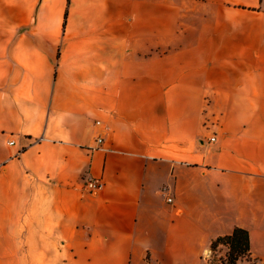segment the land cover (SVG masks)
I'll list each match as a JSON object with an SVG mask.
<instances>
[{"label": "crops", "instance_id": "obj_1", "mask_svg": "<svg viewBox=\"0 0 264 264\" xmlns=\"http://www.w3.org/2000/svg\"><path fill=\"white\" fill-rule=\"evenodd\" d=\"M235 227L264 264V0H0V264H207Z\"/></svg>", "mask_w": 264, "mask_h": 264}, {"label": "trees", "instance_id": "obj_2", "mask_svg": "<svg viewBox=\"0 0 264 264\" xmlns=\"http://www.w3.org/2000/svg\"><path fill=\"white\" fill-rule=\"evenodd\" d=\"M209 252L207 264H260L252 254L249 231L241 227L212 240Z\"/></svg>", "mask_w": 264, "mask_h": 264}, {"label": "built area", "instance_id": "obj_3", "mask_svg": "<svg viewBox=\"0 0 264 264\" xmlns=\"http://www.w3.org/2000/svg\"><path fill=\"white\" fill-rule=\"evenodd\" d=\"M212 140H215V139L213 138ZM102 187H103V182L102 181H99V180H96V179H93V178L86 179V189H87V191L89 193L93 194V193L99 191ZM163 193L166 194L167 201L169 203H172L173 200H172V197L169 196L167 188L163 189Z\"/></svg>", "mask_w": 264, "mask_h": 264}, {"label": "rangeland", "instance_id": "obj_4", "mask_svg": "<svg viewBox=\"0 0 264 264\" xmlns=\"http://www.w3.org/2000/svg\"><path fill=\"white\" fill-rule=\"evenodd\" d=\"M209 257H210V252L208 251L207 254L203 257V260L205 259V261L207 262ZM202 264H204V262ZM241 264H245V263H241Z\"/></svg>", "mask_w": 264, "mask_h": 264}]
</instances>
